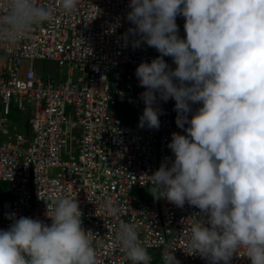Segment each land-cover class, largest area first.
I'll list each match as a JSON object with an SVG mask.
<instances>
[{
  "label": "clouds",
  "instance_id": "clouds-1",
  "mask_svg": "<svg viewBox=\"0 0 264 264\" xmlns=\"http://www.w3.org/2000/svg\"><path fill=\"white\" fill-rule=\"evenodd\" d=\"M78 3L59 0L67 13ZM128 7L134 27L126 42L131 35L134 48L146 43L160 54L135 70L145 89L138 126L158 130V100L173 99L177 127L185 133L171 134L167 147L174 159L166 157L147 176L151 194L200 210L183 221L190 228L191 254L230 264L243 248L249 264H264V0H129ZM55 15L52 3L5 0L0 40L14 44ZM178 16L185 21L184 38ZM116 27L119 22L109 34ZM107 207L118 216L111 201ZM46 215L51 224L8 216L13 223L0 230V264H98V235L84 229L76 198H58ZM116 238L132 264H151L133 223L120 220ZM174 249L166 244L163 264H180Z\"/></svg>",
  "mask_w": 264,
  "mask_h": 264
},
{
  "label": "built area",
  "instance_id": "built-area-1",
  "mask_svg": "<svg viewBox=\"0 0 264 264\" xmlns=\"http://www.w3.org/2000/svg\"><path fill=\"white\" fill-rule=\"evenodd\" d=\"M42 2L56 8L53 21L14 44L0 40V64L5 63L4 71L0 65V182L10 184L9 198H0V230L11 226V214L51 224L46 214H52L54 202L76 198L84 229L98 235L93 241L98 264H132L116 238L120 220L136 226L152 252L151 264H163L166 244L175 248L180 264H210L191 254L190 228L183 223L198 208L132 195L135 187L151 185L147 176L166 157L174 159L167 147L171 134L185 133L177 127L173 99L158 100L163 113L158 130L138 126L145 107L139 94L145 89L135 70L160 54L146 43L134 48L131 35L126 42L125 34L134 27L126 18L129 0H79L71 13L60 8L59 0ZM176 23L184 38L183 16ZM164 59L176 67L171 57ZM35 61L53 62L67 77L54 85L47 76L44 83ZM121 100L127 102L118 107ZM28 107L33 108L26 120L30 138L10 128L11 111L21 116ZM123 108L132 111L129 125ZM109 201L118 216L108 211ZM230 264H249L243 248Z\"/></svg>",
  "mask_w": 264,
  "mask_h": 264
},
{
  "label": "rangeland",
  "instance_id": "rangeland-1",
  "mask_svg": "<svg viewBox=\"0 0 264 264\" xmlns=\"http://www.w3.org/2000/svg\"><path fill=\"white\" fill-rule=\"evenodd\" d=\"M0 65H1V70L4 71L5 63L2 62ZM34 67L39 73V76L44 83L47 81V76L51 77L52 83L54 85H56L58 81H62L67 77L66 70L64 68L57 67V65L53 62L35 61ZM76 75L77 74H75V76ZM118 107H120V105H118ZM27 109H28L27 113L21 114V122L19 123L16 122L15 124H11L10 128H12L15 131H19L20 133L26 134L27 137L30 138V134L28 132H25V122L24 121L27 120L30 115H32L33 108L28 107ZM123 110L128 116V120L126 121V123L129 125L131 123V118L133 115L132 111L128 108L127 109L123 108ZM1 139L2 138L0 137V140ZM53 172H56V170H54ZM9 191H10V184L0 182V195L3 198L5 199L9 198L8 196ZM132 195H134L141 201H147V200H150L151 198H154L153 195L151 194V185L144 186V187H135ZM149 253L150 255L152 254L151 251H149Z\"/></svg>",
  "mask_w": 264,
  "mask_h": 264
},
{
  "label": "trees",
  "instance_id": "trees-1",
  "mask_svg": "<svg viewBox=\"0 0 264 264\" xmlns=\"http://www.w3.org/2000/svg\"><path fill=\"white\" fill-rule=\"evenodd\" d=\"M124 102H127L126 100H121V101H119V105H121V104H123ZM124 115V117L127 119V116H126V113L125 114H123ZM10 120H11V122L13 123V124H15L16 122L17 123H19V122H21V116H20V114H18L14 109L11 111V114H10ZM15 121V122H14ZM27 125L25 124V132H27V127H26ZM1 196V195H0ZM1 198H3L2 196H1Z\"/></svg>",
  "mask_w": 264,
  "mask_h": 264
}]
</instances>
